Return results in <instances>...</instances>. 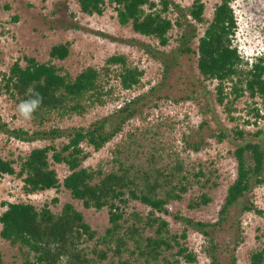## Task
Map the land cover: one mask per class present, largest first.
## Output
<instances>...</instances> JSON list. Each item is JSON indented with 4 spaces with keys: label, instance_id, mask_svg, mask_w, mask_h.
<instances>
[{
    "label": "trees",
    "instance_id": "1",
    "mask_svg": "<svg viewBox=\"0 0 264 264\" xmlns=\"http://www.w3.org/2000/svg\"><path fill=\"white\" fill-rule=\"evenodd\" d=\"M234 1L221 0L215 5L212 18L207 19L203 0H194L188 6L174 0H79L81 11L88 15H103L107 6H113L122 26H130L135 33L155 42L141 46L154 58L164 57L165 50L160 49L169 45L175 28L182 39L178 51L194 56L200 82H216L214 100L235 125L229 131L216 132L204 119L200 129L211 130L210 136L220 142L231 133L241 142L231 152L237 161L236 178L228 186L219 219L214 222L177 214L175 217L183 220L185 226L181 232L171 230L165 217L171 213L169 206L182 200L195 184L205 189L217 183L201 167L191 170L182 155L183 151H200L205 146L200 133L199 140L184 134V146L179 149L174 136L177 122L171 116H142L140 125L126 128L140 114L139 101L144 94L124 101L113 114L88 126L48 125L55 117L84 115L94 107L106 105L117 87L123 91L142 88L145 70L127 54H112L103 66L89 65L73 75L55 63L70 55L71 42L66 41L52 45L49 60L25 54L3 73L4 88L17 104L28 98L26 91L30 86L43 100L31 118L32 130L10 128L0 113V132L24 142L49 143L24 155L0 156V176L20 179L28 195L64 188L85 208H107L109 212V225L104 233H99L72 202L54 212L48 202L37 206L30 201H3L0 236L19 249L22 264H195L197 254L187 241L189 228L208 238L209 264H222L215 232L228 223L240 204V213H263L254 201L243 202L249 192L264 184V146L257 138L262 132L251 133L239 126L237 121L242 117L235 112L243 97L254 103L257 97L264 101V56L249 62L235 44L238 21ZM194 39L198 41L196 48L191 45ZM112 80L117 84H111ZM249 111L256 118L263 117L259 107ZM244 123L251 124L250 120ZM119 135L112 151L111 170H104L100 164L84 166L91 155L88 147L99 151ZM55 164L65 165L70 171L62 181ZM197 198L189 203L190 208H200L211 201L206 191ZM131 201L148 207V213L128 212ZM57 202L58 197L53 198L52 203ZM236 216L234 212L233 217ZM235 248L227 264H239ZM0 264H6L1 251ZM250 264H264V245L252 251Z\"/></svg>",
    "mask_w": 264,
    "mask_h": 264
},
{
    "label": "rangeland",
    "instance_id": "2",
    "mask_svg": "<svg viewBox=\"0 0 264 264\" xmlns=\"http://www.w3.org/2000/svg\"><path fill=\"white\" fill-rule=\"evenodd\" d=\"M174 1L188 6L194 0ZM203 1L206 4V18L211 19L215 5L221 0ZM232 5L238 21L235 44L244 59L252 62L259 56H264V0H235ZM202 32L203 27L200 26L199 34ZM66 41L71 42L70 55L64 60H56L55 63L73 75L89 65L103 66L106 58L112 54L125 53L130 60L145 70L144 86L126 91L117 87L106 105L94 107L84 115L55 117L48 125H58L61 128L88 126L103 116L113 114L124 101L144 94L139 101L140 114L132 118L126 128L140 125L142 116L149 115L148 119L171 116L177 122L174 136L179 149L184 146V134H192L191 140H199L197 133H200L206 141L205 146L200 151H183L182 155L191 170L197 171L201 167L207 176L211 177L212 182L217 183V186L205 189L200 184H195L182 200L169 206L171 213L165 217L171 230L181 232L185 226L183 220L175 217L177 214L195 221L218 220L228 186L237 175V161L231 152L241 141L236 140L231 133L220 142L210 136L211 130L200 129L204 119L210 121L211 129L216 132L220 129L229 131L235 123L229 120L224 108L214 100L216 82L201 83L194 56L179 53L182 39L175 28L171 31L169 45L160 49L165 50L164 57L158 59L141 47L149 43L155 45V42L149 37L135 33L130 26H122L117 20L113 6H107L103 15H88L81 11L79 0H0V113L8 126L23 127L27 130L34 128L31 119L25 120L18 114L17 103L4 88L3 73L8 71L16 59L25 54L35 56L41 61L49 60L52 45ZM197 42V39L192 41L193 48H196ZM111 84L117 83L112 80ZM209 91L212 93H208ZM254 106L260 108L262 118H256L254 113L249 111ZM235 115L242 117L237 121L239 126L251 133L261 130L262 133L257 138L264 146V101L257 97L254 103L252 99L243 97L237 103ZM244 120H250L251 124H245ZM255 121L257 123H254ZM120 138V135L115 137L99 151L88 147L91 155L84 162V166L97 167L100 164L104 170H111L112 151ZM48 143L44 140L24 142L9 133L0 132V156L24 155L32 148ZM54 167L61 181L70 173L65 165L55 164ZM22 186V181L15 176H0V211L5 209L1 204L3 201H30L37 206L48 202L54 212H60L66 202H72L99 233H104L109 225L107 208H85L81 201L73 199L70 192L64 188L60 191L51 189L28 195ZM204 191L208 192L211 201L200 208H190L189 203L199 200L197 196ZM55 197H58V202L53 204ZM248 201H254L263 213H240V204L233 209L237 216L233 217V212L228 223L215 232L222 264H227V259L235 247L239 264H250L252 251L264 245V184L255 187L243 198V202ZM127 211H139L145 215L149 208L140 202L131 201ZM239 239L242 241L236 246ZM187 241L190 249L197 254L195 264H209L208 238L189 228ZM0 251L6 264H22L23 258L19 249L1 236Z\"/></svg>",
    "mask_w": 264,
    "mask_h": 264
},
{
    "label": "clouds",
    "instance_id": "3",
    "mask_svg": "<svg viewBox=\"0 0 264 264\" xmlns=\"http://www.w3.org/2000/svg\"><path fill=\"white\" fill-rule=\"evenodd\" d=\"M27 99L17 104L18 114L25 120H30L42 104V96L33 87L26 91Z\"/></svg>",
    "mask_w": 264,
    "mask_h": 264
}]
</instances>
